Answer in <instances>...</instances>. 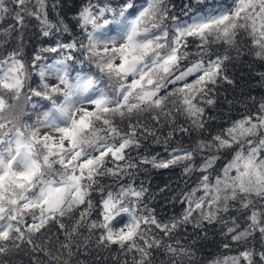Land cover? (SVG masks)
I'll return each instance as SVG.
<instances>
[{
    "label": "snow or ice",
    "instance_id": "1",
    "mask_svg": "<svg viewBox=\"0 0 264 264\" xmlns=\"http://www.w3.org/2000/svg\"><path fill=\"white\" fill-rule=\"evenodd\" d=\"M48 3L0 0V21L15 22L0 35L22 29L27 18L38 21L45 37L72 35L39 49L30 66L21 51L0 57V257L43 252L48 264H74L76 238L87 228L85 248L94 238L101 251L115 246L131 254L132 264H153V249L162 250L168 264H184L185 257L191 264L194 251L165 238L181 225L222 223L239 251L211 264H264V101L189 147L168 148L177 130L189 131L173 128L164 139L166 157L139 158L155 169L183 165L185 175L201 173L182 194L186 207L178 217L158 219L144 203L146 188L121 183L138 168L129 150L140 147L142 136H156L145 116L175 123V112L202 132L203 105L215 103L210 93L221 81L234 84L227 75L230 50L240 56L243 44L264 59V0H186L179 16L170 0H118L115 6L89 0L76 16L78 34L62 19L49 20ZM223 150L231 157L213 178ZM105 177L114 178V186H106ZM94 211L98 217L91 219ZM231 211L241 213L243 225L222 215ZM54 229L55 250L48 247ZM256 233L259 249L249 243Z\"/></svg>",
    "mask_w": 264,
    "mask_h": 264
},
{
    "label": "trees",
    "instance_id": "2",
    "mask_svg": "<svg viewBox=\"0 0 264 264\" xmlns=\"http://www.w3.org/2000/svg\"><path fill=\"white\" fill-rule=\"evenodd\" d=\"M54 0L48 3V18L54 24H59L62 19L69 26L73 34L79 33L76 16L79 11L88 4L89 0H55L56 8L52 7ZM97 0H92L96 3ZM102 3L103 0H100ZM115 6L118 0H109ZM186 0H170V4H174V12L181 15L183 3ZM11 17L0 21V30L7 28L10 24H14ZM17 31L11 32L9 35H0V57H5L13 51H21L23 58L29 63L32 56L41 48L55 44L57 39L65 42L72 39V35L68 33H54L45 37L40 31L38 21L27 18L24 27L21 29L17 26ZM195 52L193 43L191 49ZM213 51L223 54L222 46L213 45ZM50 56L49 53H43ZM232 57L228 64L227 75L234 81L229 85L221 81L210 95L215 99V103L211 106L203 105L205 108L204 120L206 121L205 130L197 132L191 129L188 120L183 115H177L175 123L171 120L165 121L163 118L161 123L157 124L151 120L150 116H145L143 122L152 127L156 131V136H142L140 147L130 149V155L138 163V168L133 170V174L125 177L121 183H132L135 187L143 186L148 191L144 197V203L148 207L154 209V213L158 219L168 221L173 217H178L186 207L180 202L184 192L191 191L197 184L201 173L194 171L189 175L183 173V165L170 167L168 169H155L150 164H139V158L152 156L166 157L164 139L168 136L169 131L173 128L179 129L181 126L188 128V132L176 131L172 138L168 140V148L176 147L182 144L185 147L191 146L197 139L210 138V134H215L222 128L231 124L232 120L240 119L245 114L254 113L258 110L260 102L264 101V59H258L249 47L242 44V54L236 55L235 50H230ZM195 58V57H193ZM182 63H187L184 61ZM34 80L38 79L33 77ZM33 86H35L33 84ZM35 119V116H32ZM231 157L230 150H223L220 160L217 161L214 170H210L213 174L219 171L222 166L227 163ZM203 158L198 154L196 156L197 165L202 163ZM110 166V165H109ZM106 186L115 184L112 177L103 178ZM163 189V191H161ZM94 199L98 200L99 195L94 194ZM227 219L228 216H235L241 225L244 220L241 219V213L231 211L228 214H222ZM98 212L94 211L91 219H96ZM226 228L222 223L205 224L202 228L193 227L192 224L181 225L176 232L173 233L171 239L165 238V243L175 245L179 240L180 244L190 247L195 256L191 260V264H211L216 259H222L225 256L236 255L239 248L233 244L229 236L225 235ZM87 228L81 229V234L77 236L80 243V249L73 251L75 255L72 257L74 264H124L127 260L128 264H132V255L125 256L118 248L113 246L103 251L97 249L94 244V238L91 241L92 246L85 248L84 245L89 243ZM52 244L48 247L55 250L56 234L55 229L51 234ZM59 238L64 239L63 233ZM39 243V241H38ZM231 245L230 248H224V244ZM250 245L260 248L261 240L259 233L254 238H250ZM153 264H168V257L162 250L153 249ZM0 260H11V264H33V261L40 260L42 264H48L47 257L43 252L27 253L21 252L12 257H0ZM184 264H189L188 258H184Z\"/></svg>",
    "mask_w": 264,
    "mask_h": 264
}]
</instances>
